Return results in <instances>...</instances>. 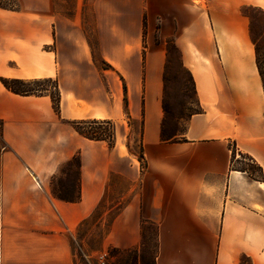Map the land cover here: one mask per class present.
<instances>
[{"label":"crops","instance_id":"obj_1","mask_svg":"<svg viewBox=\"0 0 264 264\" xmlns=\"http://www.w3.org/2000/svg\"><path fill=\"white\" fill-rule=\"evenodd\" d=\"M48 1L0 7V79H53L61 94L58 111L0 81V264H103L78 233L114 187L128 202L104 248L140 253L150 222L154 264H264V89L242 12L264 0H93L98 59L80 32L58 30ZM168 42L201 109L172 143L161 139ZM125 119L142 122L144 169ZM75 120L114 122L115 146L84 138ZM234 150L262 180L232 168ZM77 155L81 199L66 202L50 179Z\"/></svg>","mask_w":264,"mask_h":264},{"label":"rangeland","instance_id":"obj_2","mask_svg":"<svg viewBox=\"0 0 264 264\" xmlns=\"http://www.w3.org/2000/svg\"><path fill=\"white\" fill-rule=\"evenodd\" d=\"M16 0H0L2 8L17 7ZM46 10L49 17L63 20L64 27H58L63 32H80L91 44L97 54L96 40L98 29L95 24V8L93 0H52L47 3ZM242 12L250 20V34L252 41L257 49L260 50V61L264 68V11L256 8H243ZM49 21V20H48ZM168 52V66L164 73V109H165V136L168 139L181 140L188 124L189 117L199 112L201 109L197 104V95L192 83L191 75L182 67L180 53L173 43L166 45ZM98 65L106 66L97 60ZM24 88V87H22ZM54 92L52 85L46 87ZM26 89V88H25ZM28 89H37L30 87ZM123 126L127 128L130 135L127 137L128 145L132 155L136 156L144 169V163L140 161L141 142H142V122H133L125 119L119 123V131L122 132ZM235 167L251 168L255 176H260L259 170L252 166L250 161L242 159L240 156L235 158ZM77 162H70L62 167V170L50 179V190L56 197L74 198L77 196V179L79 177ZM119 188H111L104 201L98 207L92 218H90L80 228L78 239L86 242L88 250L95 253L96 257L106 255L105 264H154L155 247L157 240V227L154 223H144L142 227L143 246L141 252H123L113 248H104L103 239L108 234L111 220L126 206L128 198L117 199ZM97 261V260H96ZM140 261V262H139ZM242 264H250L247 259Z\"/></svg>","mask_w":264,"mask_h":264},{"label":"trees","instance_id":"obj_3","mask_svg":"<svg viewBox=\"0 0 264 264\" xmlns=\"http://www.w3.org/2000/svg\"><path fill=\"white\" fill-rule=\"evenodd\" d=\"M18 4V3H17ZM1 7V6H0ZM12 10H18L19 5L17 7L11 8ZM145 28V26H144ZM144 34H145V29H144ZM255 44V43H254ZM257 51V66L258 70L262 79V84H263V89H264V68L262 66V63L260 61V50L256 48ZM1 83L12 93L17 94V95H22V96H50L55 108L59 111L60 107V90L58 87V83L56 80L53 79H34V80H23V79H17V78H1L0 79ZM192 83L196 92L195 88V83L192 79ZM52 85L54 92H51L49 89L44 88L47 85ZM24 87V88H22ZM30 87H37V89H28ZM26 88V89H25ZM70 125L72 128L81 136L84 138L91 140V141H96V142H105L107 143L110 147L115 146V140H116V124L112 121L109 120H104V121H99V120H75L71 121ZM161 139L163 142L166 143H172V142H181V141H176V140H171L166 138L165 136V123H163L162 126V134H161ZM129 147V146H128ZM141 156H140V161H144V155H143V147H141ZM236 150H234L233 153V158H232V168H235V170H239L242 172H247L249 176L255 180H262L263 179V172L261 167H259L254 160L243 153H240V157L242 159H247L250 161L252 166L256 167L259 172L260 176H255L253 173V170L251 168H237L235 167V158H236ZM72 162H77L78 165V171H80V165H81V160H80V155H77L74 157V159L71 161ZM62 198V197H60ZM81 199L80 193L78 198H62V200L66 202H78Z\"/></svg>","mask_w":264,"mask_h":264},{"label":"built area","instance_id":"obj_4","mask_svg":"<svg viewBox=\"0 0 264 264\" xmlns=\"http://www.w3.org/2000/svg\"><path fill=\"white\" fill-rule=\"evenodd\" d=\"M107 256L106 255H102V256H100V259H101V262L104 264L105 263V258H106Z\"/></svg>","mask_w":264,"mask_h":264}]
</instances>
